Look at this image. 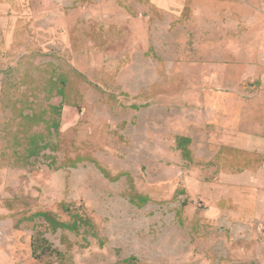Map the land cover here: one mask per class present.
I'll return each instance as SVG.
<instances>
[{
  "label": "rangeland",
  "instance_id": "374dc122",
  "mask_svg": "<svg viewBox=\"0 0 264 264\" xmlns=\"http://www.w3.org/2000/svg\"><path fill=\"white\" fill-rule=\"evenodd\" d=\"M0 264H264V0H0Z\"/></svg>",
  "mask_w": 264,
  "mask_h": 264
}]
</instances>
